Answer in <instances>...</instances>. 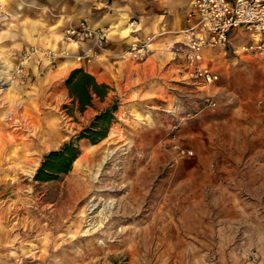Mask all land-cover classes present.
Wrapping results in <instances>:
<instances>
[{
    "label": "rangeland",
    "instance_id": "obj_1",
    "mask_svg": "<svg viewBox=\"0 0 264 264\" xmlns=\"http://www.w3.org/2000/svg\"><path fill=\"white\" fill-rule=\"evenodd\" d=\"M13 8L7 0L0 4V109L46 134L32 174L28 164L17 174L19 184L0 182V258L7 264H264V114L257 106L264 55L240 51L250 33H235L211 55L221 77L209 86L188 78L181 45L176 57L163 50L137 61L124 57L127 46L107 42L96 49L90 39H76L84 64L75 67L99 65L110 85L81 111L66 86L75 67L66 72L64 55L43 54L53 50L40 40L45 24ZM114 103L107 135L79 138ZM67 141L81 148L71 169L36 179L45 154ZM108 147L116 154L95 177ZM94 149L102 152L85 155ZM96 196L110 205L103 216L102 207L88 210ZM2 222L12 231L7 239Z\"/></svg>",
    "mask_w": 264,
    "mask_h": 264
},
{
    "label": "crops",
    "instance_id": "obj_2",
    "mask_svg": "<svg viewBox=\"0 0 264 264\" xmlns=\"http://www.w3.org/2000/svg\"><path fill=\"white\" fill-rule=\"evenodd\" d=\"M191 1L192 0H16V3H18L16 6L11 5L12 0H7V3L11 8L14 7L13 9H15L16 13H19L18 15H23L22 18L34 19V21L36 20L45 24V36L40 38L44 43H49L52 45L53 49L60 48L70 50L69 56H66L63 61V70L67 72L71 66L75 67L84 64L83 61L77 62L75 60V53L80 52L82 49L80 46H77L78 43L77 45H69V43L67 44V42L64 41L63 35L65 27L74 20L87 18L93 27L109 26L108 42L112 44V48L117 49L120 48L119 45H122L121 47L127 46V48L131 45L133 33L130 30L129 23L131 19L135 18L138 21L137 29L141 36L145 37L156 34L154 48L149 55L157 54L158 52L161 53L163 50H166L165 54L168 56L172 54L173 57H176L178 53H181L178 52L179 49L177 48H179L180 45L184 48V41L182 32L177 34V38H173V35H175L174 33H176V31H181V29L186 26L187 9ZM159 41H164L165 47L158 45ZM220 49L223 50V48ZM220 49L206 48L205 60L220 73L221 77V71L210 62L211 55L218 53ZM181 54L186 61L183 50ZM126 55L127 54L124 53V57ZM186 65L187 76L191 78V67L188 63ZM89 71L92 72L99 81L109 82V79L103 74L99 65L93 66ZM98 100H100V98L95 96L93 102H97ZM259 111L264 114L260 108ZM7 263L8 259H4L2 255L0 264Z\"/></svg>",
    "mask_w": 264,
    "mask_h": 264
},
{
    "label": "built area",
    "instance_id": "obj_3",
    "mask_svg": "<svg viewBox=\"0 0 264 264\" xmlns=\"http://www.w3.org/2000/svg\"><path fill=\"white\" fill-rule=\"evenodd\" d=\"M5 2L0 0L2 6ZM186 21V26L181 29L184 56L191 67L190 77L199 84L209 86L220 78V73L205 60V49L226 48L233 35L241 30L250 33L251 38L240 44V51L264 55V0H192ZM137 22L133 18L129 23L133 41L126 52L130 58L143 61L154 48L156 34L141 36ZM109 31V26L93 27L87 20L79 19L67 26L64 39H90L93 46L100 49L108 42ZM42 53L56 56L51 48ZM257 104L264 112V88Z\"/></svg>",
    "mask_w": 264,
    "mask_h": 264
},
{
    "label": "bare ground",
    "instance_id": "obj_4",
    "mask_svg": "<svg viewBox=\"0 0 264 264\" xmlns=\"http://www.w3.org/2000/svg\"><path fill=\"white\" fill-rule=\"evenodd\" d=\"M64 41L67 42V44L69 43V45H77V41L75 40L67 41L64 39ZM53 51L56 56L64 55V57L69 56L70 53L64 49H53ZM39 54L42 53L39 52ZM83 59L84 55L75 56V60L77 62H82ZM17 104L18 103H16L15 106L16 108L20 106V103L18 105ZM48 129L49 132H51L50 130L53 129V125L49 124ZM25 132H27V134H25ZM45 134L46 132L38 130L36 124L32 121L22 122V119L21 121L16 119L12 112L0 109V174L2 175L0 182H2V184H10V180L13 181L12 183L14 185L19 184L17 174H19L20 171H27L23 169L25 165H31L30 170L27 172L32 174L33 169L31 168L35 166L38 161L35 156L36 150H38L41 146H45V140L42 141L41 139ZM101 152L102 151L100 149H94L87 152L85 155L94 156L96 154H100ZM115 154L116 149H111L110 147L107 148L104 159L100 162V164H98L99 168L95 177L100 176L99 174ZM102 201L103 200L99 199L98 196L94 197L88 210H91V213H93L102 207L98 212L103 216L107 207L110 208V205H108L107 202ZM87 222H89L88 225L93 224L91 220ZM6 229V225L2 222L1 232L3 239H7L8 235H11L12 233V231L9 233Z\"/></svg>",
    "mask_w": 264,
    "mask_h": 264
},
{
    "label": "trees",
    "instance_id": "obj_5",
    "mask_svg": "<svg viewBox=\"0 0 264 264\" xmlns=\"http://www.w3.org/2000/svg\"><path fill=\"white\" fill-rule=\"evenodd\" d=\"M66 86L72 97V103L81 111L92 105L95 96L103 99L110 88L107 82L99 81L92 72L82 66L71 70L66 78ZM117 108V103H114L97 113L91 125L82 131L79 138L88 137L92 142H96L105 137ZM80 149L75 141H67L62 147L49 151L37 168L36 179L48 180L56 178L59 173L68 172L79 155Z\"/></svg>",
    "mask_w": 264,
    "mask_h": 264
}]
</instances>
